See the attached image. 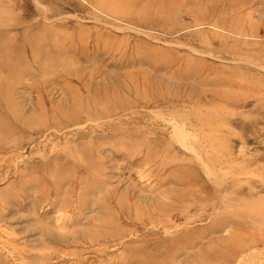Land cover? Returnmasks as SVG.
Wrapping results in <instances>:
<instances>
[{
  "label": "rangeland",
  "instance_id": "374dc122",
  "mask_svg": "<svg viewBox=\"0 0 264 264\" xmlns=\"http://www.w3.org/2000/svg\"><path fill=\"white\" fill-rule=\"evenodd\" d=\"M0 49V264H264V0H0Z\"/></svg>",
  "mask_w": 264,
  "mask_h": 264
},
{
  "label": "bare ground",
  "instance_id": "6f19581e",
  "mask_svg": "<svg viewBox=\"0 0 264 264\" xmlns=\"http://www.w3.org/2000/svg\"><path fill=\"white\" fill-rule=\"evenodd\" d=\"M1 50L2 49H0V52H1ZM3 52V51H2ZM9 56H10V54H8V52L6 53V59H7V57L9 58ZM0 62H1V60H0ZM5 70V69H4ZM12 75V73L11 74H9L8 76H9V78H12V77H10ZM244 248V247H243ZM246 250V249H245ZM244 252V251H243ZM236 255V254H235ZM227 263V262H226ZM225 263V264H226Z\"/></svg>",
  "mask_w": 264,
  "mask_h": 264
}]
</instances>
